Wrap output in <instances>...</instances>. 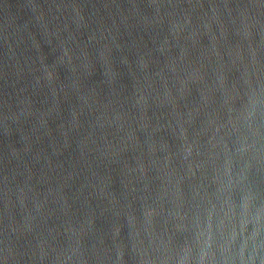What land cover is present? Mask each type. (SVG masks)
Here are the masks:
<instances>
[{
    "label": "water",
    "instance_id": "obj_1",
    "mask_svg": "<svg viewBox=\"0 0 264 264\" xmlns=\"http://www.w3.org/2000/svg\"><path fill=\"white\" fill-rule=\"evenodd\" d=\"M0 264H264V0H0Z\"/></svg>",
    "mask_w": 264,
    "mask_h": 264
}]
</instances>
